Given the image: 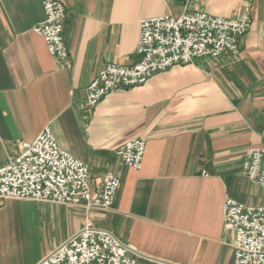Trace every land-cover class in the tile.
<instances>
[{"label": "crops", "instance_id": "crops-1", "mask_svg": "<svg viewBox=\"0 0 264 264\" xmlns=\"http://www.w3.org/2000/svg\"><path fill=\"white\" fill-rule=\"evenodd\" d=\"M60 1L66 60L34 31L41 0H0V166L49 126L60 148L89 165L93 191L107 172L121 184L107 210L0 199V264H40L86 225L111 231L138 264H233L226 198L264 203V189L242 172L247 149L264 145V0L253 2L237 55L175 65L94 107L86 96L99 70L140 60L142 19L193 10L236 18L245 0ZM135 138L147 143L140 169L116 152ZM57 225L63 237L34 254L39 231Z\"/></svg>", "mask_w": 264, "mask_h": 264}, {"label": "built area", "instance_id": "built-area-1", "mask_svg": "<svg viewBox=\"0 0 264 264\" xmlns=\"http://www.w3.org/2000/svg\"><path fill=\"white\" fill-rule=\"evenodd\" d=\"M254 1L245 0L236 18L193 10L142 19L137 44L140 60L132 65H104L88 85L87 105L94 107L108 93L142 85L175 65L237 55L240 39L252 25ZM41 3L44 18L34 31L44 38L54 58L66 60L70 55L63 35L66 7L60 0ZM146 145L144 139L135 138L116 152L126 166L140 169ZM242 172L264 189V145L247 149ZM120 184L118 174L107 172L93 191L89 165L60 148L49 126L33 140L23 141L19 155L0 166L1 200L30 199L107 210L113 206ZM223 213L224 228L233 233V264H264V203L246 204L227 197ZM40 264H138V260L111 231L86 225Z\"/></svg>", "mask_w": 264, "mask_h": 264}, {"label": "rangeland", "instance_id": "rangeland-1", "mask_svg": "<svg viewBox=\"0 0 264 264\" xmlns=\"http://www.w3.org/2000/svg\"><path fill=\"white\" fill-rule=\"evenodd\" d=\"M65 230L66 227L62 225H57L55 228L49 230L47 233L44 231V229H41L36 239L34 254H38L40 248L51 244L59 238L63 237V235L65 234Z\"/></svg>", "mask_w": 264, "mask_h": 264}]
</instances>
